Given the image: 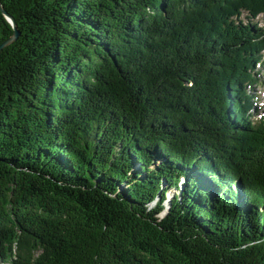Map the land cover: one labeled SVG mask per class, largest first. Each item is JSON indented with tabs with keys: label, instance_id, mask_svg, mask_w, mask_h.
<instances>
[{
	"label": "trees",
	"instance_id": "16d2710c",
	"mask_svg": "<svg viewBox=\"0 0 264 264\" xmlns=\"http://www.w3.org/2000/svg\"><path fill=\"white\" fill-rule=\"evenodd\" d=\"M1 2L0 264H264V0Z\"/></svg>",
	"mask_w": 264,
	"mask_h": 264
},
{
	"label": "rangeland",
	"instance_id": "374dc122",
	"mask_svg": "<svg viewBox=\"0 0 264 264\" xmlns=\"http://www.w3.org/2000/svg\"><path fill=\"white\" fill-rule=\"evenodd\" d=\"M258 20L260 21L261 25H264V15H260ZM260 70L261 74L258 76L260 83L257 86H254L255 89L253 87V92L256 94L257 99L259 100V102H257L258 109H260V112L264 113V65ZM173 192H175V189L170 190V195H172Z\"/></svg>",
	"mask_w": 264,
	"mask_h": 264
},
{
	"label": "water",
	"instance_id": "95a60500",
	"mask_svg": "<svg viewBox=\"0 0 264 264\" xmlns=\"http://www.w3.org/2000/svg\"><path fill=\"white\" fill-rule=\"evenodd\" d=\"M0 7L3 11V13L5 14V16L8 18V20L11 22V24L13 25L14 27V33L9 37L7 38L6 40H4L2 43H0V50L2 48H4L6 45H8L9 43L13 42L14 40H16L20 34V30L18 29L17 27V24H16V21H15V18L10 15L7 10L3 7L2 5V2L0 0Z\"/></svg>",
	"mask_w": 264,
	"mask_h": 264
}]
</instances>
